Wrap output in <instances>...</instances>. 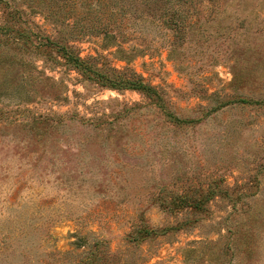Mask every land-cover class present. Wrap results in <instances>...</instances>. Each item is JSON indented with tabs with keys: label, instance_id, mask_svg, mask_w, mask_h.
I'll return each instance as SVG.
<instances>
[{
	"label": "rangeland",
	"instance_id": "1",
	"mask_svg": "<svg viewBox=\"0 0 264 264\" xmlns=\"http://www.w3.org/2000/svg\"><path fill=\"white\" fill-rule=\"evenodd\" d=\"M147 1L0 0V264H264V0Z\"/></svg>",
	"mask_w": 264,
	"mask_h": 264
},
{
	"label": "trees",
	"instance_id": "2",
	"mask_svg": "<svg viewBox=\"0 0 264 264\" xmlns=\"http://www.w3.org/2000/svg\"><path fill=\"white\" fill-rule=\"evenodd\" d=\"M146 4H148L149 2L147 0ZM167 7V6H166ZM164 12L161 13L160 15H164L166 13L165 9H163ZM124 12V11H123ZM170 21L169 23L172 25V27L174 29H180L183 21L181 20V17L184 15L185 10H182L180 3H174L172 9H170ZM1 30H4L1 31ZM8 32V34H7ZM12 32H14V34H12ZM0 35H5L6 37V41L11 40L19 42L23 37H25V41L28 40V36L24 35V33H19V29H14V27L11 26H7L6 24H0ZM12 38V39H11ZM44 43H41V45H44ZM63 57L65 58L67 63L72 64L73 66H75V68H79L80 70H86L87 72H91V69H89V66H87V64L83 63V60L80 59V57L75 54L74 52L72 53V51L68 50L66 47L63 48ZM104 77V75H102ZM89 77L91 78V75H89ZM101 77V76H100ZM106 79H104L103 81H100V79L98 81H100L101 84H107L109 85L111 88H118V87H127V88H134V89H138L143 91L144 93H146L147 95H151L154 93V89L153 87H151L150 85H147L145 83H143L141 80L139 79H119L118 82L116 81H109L108 77H104ZM108 79L109 83H106V80ZM103 82V83H102ZM239 101L242 102H248L246 99H240ZM171 116V115H170ZM175 122H182L183 120L178 119V118H174L173 119ZM202 201V199H194L193 201H189L187 203V206H197L199 205V202ZM146 235L144 236H147Z\"/></svg>",
	"mask_w": 264,
	"mask_h": 264
}]
</instances>
